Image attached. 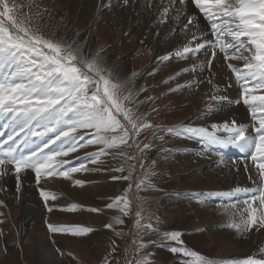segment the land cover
Returning <instances> with one entry per match:
<instances>
[{
  "label": "snow or ice",
  "instance_id": "obj_1",
  "mask_svg": "<svg viewBox=\"0 0 264 264\" xmlns=\"http://www.w3.org/2000/svg\"><path fill=\"white\" fill-rule=\"evenodd\" d=\"M92 2L95 19L104 10L135 11L141 0ZM190 6L196 11L190 12ZM143 8L157 26V39L161 43L173 41L162 55L149 49L154 63L148 74H156L173 59L183 61L186 66L174 70L163 83L187 73L193 75L169 88V93L206 83L211 94H205L204 107L197 110L198 120L208 119L227 103L245 106L247 123L232 117L207 125L191 119L167 126L156 124L151 112H157V108L152 107L150 112L140 110L142 105H151L156 98L140 99L148 88L136 86L138 73L128 76L117 73L106 58L107 49L93 48L87 39L81 41L79 32L72 39L67 32L62 35L59 28L49 35L47 29L57 18L67 28L64 0H26L23 4L17 0H0V182L14 177L15 198L19 200L23 183L30 178L43 205L47 240L55 253L72 257L76 264L81 262L71 251H62L55 237L87 238L96 229L79 223L56 222L52 215L116 209L127 217L131 203L129 190L133 185L129 183L122 194L109 197L110 202L103 208L75 202L60 204L58 194L46 185L63 179L74 187L83 188L89 181L75 177L87 173L108 174L112 182L131 181L138 163L143 175L135 183L137 193L154 189L153 166L157 161L146 169L144 164L147 153L155 147L154 141H163L165 135L215 147L220 150L221 162L223 150L236 149L240 156L231 161L230 171L239 175L242 164L252 185L166 195L200 204L217 200L218 209L227 216L223 227L241 238H247L253 231H264V0H143ZM168 24H173V28L161 39L160 26ZM88 27L90 29L92 24ZM225 69L226 83L221 86L218 77ZM201 76L204 79H199ZM233 86L238 89L235 99L224 94ZM149 130L151 139L145 136ZM89 148L94 150L89 151ZM160 151L179 149L161 148ZM109 160L122 163L112 167ZM126 170L128 174L124 175ZM6 191V185L0 183V192ZM135 199L140 201L139 210L135 212L137 235L156 233L161 241L159 245L154 240L134 241L135 252L140 257L135 264H151L152 254L143 252L149 245L167 248L171 254L182 258L180 264H264V245L258 248L259 255L220 260L188 248L182 239L184 233L161 232L159 217L151 213L145 216L143 205L146 202L139 195ZM0 207H7L2 199ZM121 215L113 216L103 228L111 230L115 236L123 235L122 230L114 227L124 224ZM4 217L5 213L0 212V224L5 223ZM146 219H155L156 226L143 222ZM4 235L0 229V239ZM166 242L173 243L169 246ZM0 251L7 254V247ZM116 251V240L112 239L98 264H113Z\"/></svg>",
  "mask_w": 264,
  "mask_h": 264
},
{
  "label": "rangeland",
  "instance_id": "obj_2",
  "mask_svg": "<svg viewBox=\"0 0 264 264\" xmlns=\"http://www.w3.org/2000/svg\"><path fill=\"white\" fill-rule=\"evenodd\" d=\"M24 1L26 2V0H22V2ZM63 12L66 16L64 23L67 28L61 25L57 18V20L51 22L50 27L47 29L49 35L59 28L62 35L67 32L69 39H72L75 33L79 32L82 35L88 31L87 41L91 47H104L107 51L112 52L108 62L116 72L119 61L122 59L128 60V62L126 61L129 67L128 70L125 73H119L122 76L130 75L132 70L140 68L144 70L151 66L154 63V56L149 53L150 48L156 54L162 55L168 45L173 43L171 40L167 43H161L157 39V26L154 20L150 19L149 12L144 10L143 0H141L140 6L135 11L122 13L118 9L104 10L102 15L95 19L92 0H64ZM106 22H111V25L107 26ZM90 23L92 27L89 29ZM167 26L171 28L173 24ZM128 29H130V32ZM169 31L171 29L164 30L161 28V39ZM179 67L181 66L175 64V61L172 60L169 65L161 66V70L170 69L173 74V71L179 70ZM168 70L161 75L147 74L141 87L148 88V91L140 97L142 100L145 97L156 98L151 105H142L140 110L150 112L152 107L157 108V112H151V119L156 124L166 126L176 124L183 118H191L199 107V98L206 93L211 94L210 87L202 84L198 88L194 85L189 90L185 89L182 93L181 91L175 93L167 91L168 95L165 93L166 88L160 85L161 79L170 76ZM224 74H227L225 70ZM182 78H184V82L187 81L185 75L180 77L181 80ZM199 78L204 79L203 76ZM218 79L221 78L218 77ZM167 84L169 85L168 89L175 87L176 82ZM219 113L217 112L214 115ZM159 135L165 134L160 133ZM145 136L151 139V130L145 133ZM145 142H148V140H145ZM154 143L155 147L147 153V160L144 164L146 169L152 166L154 160L157 161L153 166L156 172V175L152 177V181L156 186L154 189L141 190L137 193L135 183L143 175V169L140 168L138 163L133 170L131 181L112 182L109 180L108 174L87 173L77 174L75 177L89 181V184L83 188L74 187L71 182L63 179H56L46 185L49 190L58 194L60 204L75 202L101 208L104 204L110 202L109 197L122 194L129 183L133 185L129 190L131 203L130 214L127 217L122 216L116 209L105 210L103 213H91L86 210L78 213H54L52 215L53 221L79 223L96 229L87 238H70L57 235L55 237L57 246L65 253L71 251L81 264H98V261L108 251L110 241L115 239L117 251L113 258V264H127L128 261L135 264V260L140 257L135 252L137 245L134 241L143 239L144 241L154 240L156 245L161 243L156 233L137 235L135 212L139 210L140 201H137L135 197L139 195L146 202L143 205L144 215L147 216L148 213H151L153 217H159L161 232L181 231L184 233L182 239L185 246L202 255L220 260L221 258L242 257L255 249L256 235L253 238L256 240L249 239L250 241L248 240L247 243L246 238H241L233 230L223 227L227 221V216L218 207L215 211L213 208L205 207L204 204L197 203L195 200L177 199L166 195V193L177 191H202L214 187L228 190L227 188L237 185V182L233 183L230 180V166L227 169L222 167L216 175H210L207 174L206 170L207 161L189 162L182 154L183 152H176L175 154H173L174 151L161 153V148H178L179 141L177 137L165 135L163 141L156 140ZM88 150L92 151L94 149L89 148ZM129 154L132 153L129 152ZM120 163L122 161L109 160V165L112 167L119 166ZM127 174L128 171L126 170L124 175ZM13 193L15 194L13 200L10 204H7L5 201L6 192H0V199L4 200L7 205V207H0V212L5 213V223L0 224V229H3L5 233L3 239H0V248L7 247V254L0 251V264H40L37 260V255L41 249L38 240L46 232L43 224V205L36 190H21L19 200L15 198L17 195L15 190ZM30 195H35L38 199L36 205L39 206L42 214L41 220L38 222L31 221V216L25 215L24 207L26 205L24 201L25 197ZM117 215H121L124 220L123 225H114L117 231L122 230L123 235L121 236H115L111 230L103 228L104 223L109 222L113 216ZM143 222H151L156 226L155 219H146ZM18 230L19 235H17ZM252 234L255 233L252 232ZM262 235H264L263 231L261 238H263ZM166 243L171 246L173 242ZM17 244H19V247H17ZM49 245L52 248L50 243ZM143 252L152 254L150 256L151 264H180L182 259L171 254L165 247L149 245ZM44 264H76V261L72 257L67 255L60 257L56 253L54 259H49Z\"/></svg>",
  "mask_w": 264,
  "mask_h": 264
},
{
  "label": "bare ground",
  "instance_id": "obj_3",
  "mask_svg": "<svg viewBox=\"0 0 264 264\" xmlns=\"http://www.w3.org/2000/svg\"><path fill=\"white\" fill-rule=\"evenodd\" d=\"M191 11H194V10L190 6V12ZM88 35H89V33L87 31L86 33L80 35L79 39L81 41L85 40V39L88 40V37H87ZM126 61L128 62V60H126ZM126 61H125V59L121 60V64L124 65V67L129 68ZM0 183H4L7 187L5 201L7 204H10V202L13 200V197L15 195L13 193V191L15 190V178L14 177H7V178H5V181L0 182ZM22 190L23 191H28V190L29 191H35L34 183L30 181V178L26 179L24 181L23 186H22ZM24 203L26 205L24 207L25 215H30L31 221H36V222L40 221L42 214H41L39 206L36 205V204H38V199L36 198V196L30 195L29 197H25ZM38 244H39V247L41 248L40 252L37 255V260L39 261L40 264L46 263L47 260H49V259H54L56 253H54V250H52V248L50 247L48 240H47L45 235H42L39 238Z\"/></svg>",
  "mask_w": 264,
  "mask_h": 264
},
{
  "label": "crops",
  "instance_id": "obj_4",
  "mask_svg": "<svg viewBox=\"0 0 264 264\" xmlns=\"http://www.w3.org/2000/svg\"><path fill=\"white\" fill-rule=\"evenodd\" d=\"M112 21H113V19H112ZM106 24H107V26H109V25H111V22L110 23H108V22H106ZM128 31L130 32V29H128ZM151 45V44H150ZM112 52L110 51H107L106 52V58H107V60H109V57H110V54H111ZM122 60H124V59H122ZM126 61V60H125ZM120 68H119V67ZM117 68H118V73H125V71H127L128 70V68H126V67H124V65H122L121 64V60L119 61V63H118V65H117ZM242 108L240 107V106H238V107H234V108H231L228 112L229 113H231V114H238V113H242ZM264 232V231H263ZM261 233L262 232H260V233H255V234H249L248 235V237L246 238V241H247V243H248V240L250 239V240H252V241H254V240H256V239H253L254 238V235H256V238H257V243H256V245L258 244V243H261L263 240H264V235H262L263 236V238H261ZM253 235V236H252ZM249 240V241H250Z\"/></svg>",
  "mask_w": 264,
  "mask_h": 264
}]
</instances>
